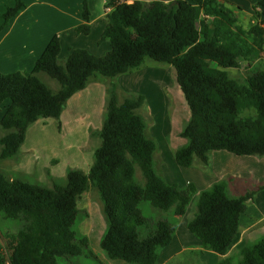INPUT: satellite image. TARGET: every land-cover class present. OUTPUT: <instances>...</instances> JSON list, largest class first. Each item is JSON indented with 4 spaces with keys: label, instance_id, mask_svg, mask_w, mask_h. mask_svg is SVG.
I'll return each mask as SVG.
<instances>
[{
    "label": "trees",
    "instance_id": "16d2710c",
    "mask_svg": "<svg viewBox=\"0 0 264 264\" xmlns=\"http://www.w3.org/2000/svg\"><path fill=\"white\" fill-rule=\"evenodd\" d=\"M15 1L2 15L0 31L24 6L23 0ZM113 2L108 0L107 7ZM228 4L221 0L117 4L106 13L99 41H109L110 49L96 55L86 48H74L63 64L59 62L61 39L54 35L31 72H0V105L11 100L0 120V128L7 130L0 137V158L18 157L28 127L40 118L60 120L69 99L93 77L115 78L140 68L147 58L175 68L189 107V119L180 132L187 142L175 151L178 165L191 167L196 158L209 165L215 150L263 157L264 67L256 61L264 56V12L245 28ZM259 6L264 7V0L254 9ZM90 15L89 0H84L86 22L76 26L77 34L91 33ZM241 59L248 62L243 82L227 70L240 67ZM41 72L55 79L60 88L48 87L38 75ZM117 86L111 84L99 131L101 142L88 172L71 167L65 184L56 181L50 187L11 178L0 170V215L19 226L11 232L0 227L9 250L5 258L0 244V264H79L72 258H97L89 237L78 228L83 220L78 201L90 185L103 203L106 227L100 246L111 260L157 264L160 249L171 244L177 224L166 217L145 236L139 233L147 225L142 202L181 216L196 198L187 227L201 247L226 255L236 243L242 214L256 193L264 190V183L233 196L228 189L230 177L200 191L193 183L168 182L155 165L158 143L148 134L147 121L138 111L146 104L145 95L131 94L120 101ZM137 169L143 184L136 178ZM240 255L237 261L226 256L215 264H264V236L249 241Z\"/></svg>",
    "mask_w": 264,
    "mask_h": 264
},
{
    "label": "rangeland",
    "instance_id": "374dc122",
    "mask_svg": "<svg viewBox=\"0 0 264 264\" xmlns=\"http://www.w3.org/2000/svg\"><path fill=\"white\" fill-rule=\"evenodd\" d=\"M252 19L253 18L249 20L239 18V23L245 28H248ZM64 61L65 59L60 60L62 64ZM257 61L261 67H264V56ZM247 65L248 62L241 59L240 67L230 68L228 71L231 76L243 82L247 76ZM42 79L48 87L53 90L60 87V84L47 74H44ZM112 83L118 85L116 93L120 101H123L125 97L131 94L141 93L145 95L146 104L138 111L147 121L148 134L158 143V149L154 155L156 168L168 182L174 181V183L180 186L188 184L186 183V179L191 174L192 169L177 164L175 160V151L178 147L187 142V139L182 137L180 132L189 119V107L177 82L175 68L168 63L159 62L151 58H147L140 68L121 74L115 78L97 75L90 80L87 85L88 89L86 93L72 99L64 109L62 132H59V130H61L59 128V121L50 123L51 125L46 129V132H44L46 134V141H43V143H45L42 150L43 155H50V153L56 151L58 153V155H52L50 157L49 164L55 165V162L57 163L59 160L58 157L61 156V162L59 163L61 172L64 171V169L67 172L71 167L80 168L85 172L89 171L94 161V151L101 142L99 131L103 124L106 104ZM247 113L248 112L245 114ZM0 130L2 131V129ZM44 133L37 134L36 139H38V143L39 141L42 143ZM52 143H54L55 146H53ZM228 153L233 155V153L229 151ZM241 158H243L242 160L249 161L245 159L248 157ZM250 158V161H261V165L257 168V166L249 165L250 162L244 164L240 163V165L238 164L236 166V169L240 168L241 172L249 171L250 173L246 172L242 176L235 177L227 175L222 178L230 177L228 189L231 195L244 194L247 191L255 189L258 184L264 183V156L259 157L252 155ZM192 166L195 168H205L206 164H203L196 158ZM0 169L5 171L3 168ZM47 170L50 172L49 168H47ZM48 171H46L47 176H44L45 179L43 181H39L36 176L37 173L35 176L32 174L34 177L31 176L26 178V180L32 182L38 181L50 187L56 181L65 184V176L53 177L51 174H48ZM5 172L9 174V171L6 170ZM136 178L139 183H144V178L139 169H137ZM260 192L262 191L257 192L256 196ZM196 201V198H194L187 213L181 216L176 215L173 210L166 212L161 211L154 208L148 202H142L140 204V208L147 218V225L139 229V233L142 236H145L148 233L147 231L152 229L154 224L163 217L177 224V242L182 241L178 243L182 245L180 249L177 248L176 250L180 252L168 254L167 252H163L164 248L160 249V264L216 263L214 262V258L210 255H206L205 249L199 248V246L194 243L195 241L191 235H189L191 233L188 230L187 222L195 211ZM253 202V200L249 201L247 210L242 214L239 237L227 254V256H231L234 261L241 258L240 251L249 241L254 242L261 236H264V207L254 212V208L252 209ZM78 207L82 213L80 217L83 218L78 228L82 234L89 237L91 247L97 255V258L81 256L72 258V261L79 262V264H129L120 260H111L100 246V237L105 230L106 221L102 212L103 203L94 186L90 185L89 189L82 194L78 201ZM254 221L256 223L252 224ZM0 227L4 231L8 230L10 232L16 231L19 228L17 221L4 218L1 215ZM185 234L189 239L185 237ZM185 239L186 241H183ZM6 240V237L3 236L0 231V244L3 245L4 257L8 258L9 250L6 248ZM172 247L173 245L169 247L168 252L171 251ZM166 254L168 255L166 256ZM214 254L217 256L219 255L217 253ZM165 256L166 258H164Z\"/></svg>",
    "mask_w": 264,
    "mask_h": 264
},
{
    "label": "crops",
    "instance_id": "0c3cea01",
    "mask_svg": "<svg viewBox=\"0 0 264 264\" xmlns=\"http://www.w3.org/2000/svg\"><path fill=\"white\" fill-rule=\"evenodd\" d=\"M133 1L134 0H128V3H132ZM161 1L168 2L169 0ZM221 1L230 2L231 4H228V6L234 10L238 18L249 20L250 18H254V16L264 12V7L262 6L254 9V5L260 0ZM15 2V0H0V26L4 22L2 15L9 7L14 6ZM23 2L24 6L0 31V72L4 74L17 71L31 72L34 68L36 60L42 55L46 46L54 35H59L61 39V53L59 55V62L61 59H66L71 50L74 48H86L96 55H103L107 50L110 49L109 41H103L102 43H99L102 33L106 27L105 17L107 13L106 7L108 0H89V8L91 12L90 23L92 25V31L88 35L77 34L75 31L76 26L86 22L83 16L84 0H23ZM263 17L264 15L261 16V18ZM256 64H258V61H256ZM44 74L45 73L41 72L38 75L42 79ZM58 89H54V91H57ZM87 89L88 86L76 93L69 99L68 103L72 99L82 96L84 93H86ZM10 103L11 100L7 99L0 105V120L4 116ZM63 114L64 111L60 117V120H55V118H40L32 123L28 127L26 140L21 147L18 157L7 159L0 158V168L5 169V171H9V174H7L4 170L2 171H4L11 178L19 177L22 179H26L31 176L34 177L37 173L36 176L39 181H43L45 179L44 176H47V168L50 169V174L53 177L65 176V169L62 172L59 169V163L61 162L62 158L60 155V157H58L59 160L57 163L55 162V165L49 164L50 157L52 155H58L57 151L46 156L43 155L42 152L43 146L45 145L43 141H46V134L44 132H46V129L49 128L51 125L50 123H53L54 121H59L61 123V130H59V132H62L64 123ZM6 133L7 130H0V137ZM40 133H44V139L42 140V143L41 141L38 143V139H36L37 134ZM52 145L55 146L54 143H52ZM1 152L2 146L0 145V156ZM241 157H248L245 159H248L249 161L242 160L243 158ZM250 157H252V155H237L234 153L231 155L227 150H215L211 153L210 164L206 165L205 168H195L194 166H191L192 168L187 167L192 169V171L189 177H187L186 183L195 184L197 189L200 191L210 187L214 182L227 175L235 177L242 176L246 172L250 173L249 171L241 172L240 168L236 169L238 164L240 165V163L244 164L246 162H250L249 165L255 167L257 166V168L259 165H261V161H250ZM253 158L257 160L255 157ZM170 183H174V181H170ZM253 201L252 209L254 208V212L259 211V208L264 207V190L258 193ZM255 223L256 222L254 221L252 224ZM103 233L104 231L102 232V235ZM177 235L178 232H176L171 244L165 247L163 252H167L168 254H176L180 252L176 249H180L182 244L178 243L182 241L177 242ZM189 235H191L195 241L194 243H196L199 248L204 249L201 247L200 240L198 238H196L192 233ZM185 237L189 239L186 234ZM183 241H186V239ZM172 245L173 247L171 248V251L168 252L169 247ZM214 253L215 252L213 251H206L205 249V254L212 256L215 260L214 262L220 261L228 254H219L217 256ZM168 254H166V256ZM166 256L164 258H166ZM160 261L161 259L158 258L157 264H160Z\"/></svg>",
    "mask_w": 264,
    "mask_h": 264
},
{
    "label": "built area",
    "instance_id": "2783aa9c",
    "mask_svg": "<svg viewBox=\"0 0 264 264\" xmlns=\"http://www.w3.org/2000/svg\"><path fill=\"white\" fill-rule=\"evenodd\" d=\"M123 2H128V0H114L112 5H109L108 7H106V11L110 12L114 8L115 5L123 3Z\"/></svg>",
    "mask_w": 264,
    "mask_h": 264
}]
</instances>
